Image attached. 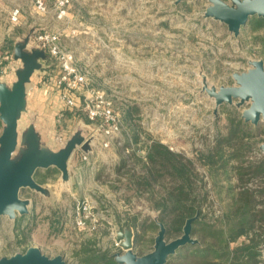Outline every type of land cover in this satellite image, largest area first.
I'll list each match as a JSON object with an SVG mask.
<instances>
[{
    "label": "rangeland",
    "instance_id": "1",
    "mask_svg": "<svg viewBox=\"0 0 264 264\" xmlns=\"http://www.w3.org/2000/svg\"><path fill=\"white\" fill-rule=\"evenodd\" d=\"M43 2L45 10L38 8L37 0H0L1 31L12 27L11 34L19 29L37 38L45 32L57 35L62 52H72L73 64L87 75V96L76 92L81 108L87 101L94 103L98 91L103 92L119 117V126L109 147L98 143L83 152L89 158L86 162L94 158L96 162L82 189L76 192L65 185L61 192L57 173L48 182L59 187L60 199L49 188L21 190V198L29 201V213L16 211L0 216V258L38 247L48 257L62 255L68 263L84 264L83 258L95 261L101 253L117 256L123 251L117 245L119 231L124 230L120 219L139 216L151 222L160 214L150 193L129 187L132 169L143 172L141 164L131 161L128 169L117 171L123 144L131 134L123 109L130 104L138 111L135 117L143 140L137 144L130 141L139 156L145 157L146 144L157 140L196 160L205 142L214 138L218 128H224L225 109L237 111L242 117L251 103L250 99H233L218 105L215 93L223 86L236 85V75L250 71L255 61L264 58L252 54L254 43L244 41L254 34L249 23L255 16L235 33L221 20L206 15L209 0H186L189 9L177 6L178 0ZM16 9L21 15L19 22L13 23L11 14ZM22 20L26 23L19 26ZM255 33L264 36V29ZM53 58L54 69H61L59 59ZM101 121L97 120L96 126ZM246 122L259 131L264 117L258 123ZM263 144L264 139L258 143L260 155H264ZM100 149L105 154L97 152ZM196 166L207 182L212 201L210 217L222 216L233 201L230 189L236 184L235 176L215 178L197 160ZM10 169L15 172V166ZM85 198L90 207L88 217L83 218L86 224L80 226L72 216ZM59 209L63 219L57 223L55 211ZM157 224L140 233L137 242L138 232L132 229L134 251L139 256L155 249L160 231Z\"/></svg>",
    "mask_w": 264,
    "mask_h": 264
},
{
    "label": "trees",
    "instance_id": "2",
    "mask_svg": "<svg viewBox=\"0 0 264 264\" xmlns=\"http://www.w3.org/2000/svg\"><path fill=\"white\" fill-rule=\"evenodd\" d=\"M177 6L189 9L186 0H180ZM249 24L254 34L249 40L244 37V41L254 43L256 46L250 48L252 54L264 58V36L255 33L264 29V17L255 16ZM164 25L168 26V22ZM20 32L16 29L14 36ZM2 51L4 55L14 51L13 35L6 38ZM6 63L7 60H3L0 69ZM203 66L207 67V63ZM137 112L129 105L123 109L126 126L131 130L130 140L136 144L143 140L141 126L135 117ZM224 112V128H218L214 138L205 142V148L198 151L196 158L215 178L228 177L232 173L236 178V184L230 189L233 191L232 204L217 218L210 217L212 201L205 177L196 169L195 159L187 158L157 140L146 144L145 157L137 154L130 140L123 144L117 171L127 168L131 161L133 164L138 161L143 172L132 169L129 187L150 193L160 214L157 221L151 222L141 220L139 216L122 218L119 220L121 227L136 229L137 242L140 233L162 223L166 228L165 238L171 241L181 237L187 221L195 218L191 236L196 242L179 247L166 264H264V155L258 150V143L264 139V126L256 131L239 112L228 108ZM59 172L58 168L38 170L35 177L38 182L45 183ZM55 215L54 222L60 223L63 219L61 210H56ZM82 262L120 264L109 252L101 253L95 261L83 258Z\"/></svg>",
    "mask_w": 264,
    "mask_h": 264
},
{
    "label": "water",
    "instance_id": "3",
    "mask_svg": "<svg viewBox=\"0 0 264 264\" xmlns=\"http://www.w3.org/2000/svg\"><path fill=\"white\" fill-rule=\"evenodd\" d=\"M209 3L210 6L206 15L226 23L228 28L235 33H238L251 17H264V0H234L232 4L225 0H209ZM253 66L250 71L236 75V85L223 86L215 95L218 105L230 102L233 99H241L242 101L250 99L251 103L244 110L242 117L246 121L258 123L260 118L264 117V61H255ZM33 69L34 66L23 74L11 90L5 89L0 80V117L5 124L4 131L0 136V216L14 214L16 211L29 213V201L21 198V190L27 187L43 190L35 177L38 169L56 165L64 174H67L66 158L75 146L82 143V138L75 136L61 151L46 158L35 154L36 143L34 137H31L27 153L19 161L15 159L14 153L18 145L17 107L23 103L26 91L25 84L29 80ZM80 145L82 149L85 146L84 150L89 151L92 148V137L88 139L84 146ZM261 149L264 152V144ZM11 165L15 166V172L10 169ZM194 219L190 218L187 221L184 234L181 237L171 241L166 240V228L164 224L160 223L155 249L142 256L134 251L133 230L129 228L120 230L119 238L122 239L123 251L114 256L116 261L120 264H166L169 256L174 254L179 247L196 242L191 236ZM0 264L71 263L66 262L62 255L48 257L43 254L40 248L31 247L25 253L1 257Z\"/></svg>",
    "mask_w": 264,
    "mask_h": 264
},
{
    "label": "crops",
    "instance_id": "4",
    "mask_svg": "<svg viewBox=\"0 0 264 264\" xmlns=\"http://www.w3.org/2000/svg\"><path fill=\"white\" fill-rule=\"evenodd\" d=\"M24 23H26L25 20H22L18 25ZM11 28L3 31L0 28V64L3 60H7L6 65H3L0 69V80L4 88L11 90L22 75L34 66L29 80L25 84L26 91L23 103L17 107L18 145L14 153L15 159L19 161L27 153L31 137L35 139V154L39 157L47 158L56 154L75 136L82 138L80 144L84 146L96 129V124L92 123L83 112L76 92L83 94L85 97L88 92L84 87L73 91L71 94L78 103L75 107H68L63 97V92L66 90L57 84L61 69H54L53 56L42 46L36 36L28 32H20L13 36L14 51L11 54L6 53L4 55L2 47L6 42V38L14 35L11 34L14 32ZM61 112H63L62 122L58 123V114ZM4 128L5 124L0 117V136ZM80 144L75 146L66 158L67 174H64L58 168L60 171L58 185H61V192L65 185L70 186L76 192L79 188L82 189L86 185L88 174L92 171V165L96 162L95 158L91 162L81 159V154L88 151L84 150L85 146L82 149ZM97 152L105 154L103 149L97 150ZM49 168L57 167L52 165ZM46 169L48 168L38 170L44 171ZM48 181L50 182V179ZM48 181L45 183L37 182L40 183L44 191L49 188L60 199L62 193L58 192L59 187L56 189Z\"/></svg>",
    "mask_w": 264,
    "mask_h": 264
},
{
    "label": "built area",
    "instance_id": "5",
    "mask_svg": "<svg viewBox=\"0 0 264 264\" xmlns=\"http://www.w3.org/2000/svg\"><path fill=\"white\" fill-rule=\"evenodd\" d=\"M37 5L39 9H46L43 0H37ZM20 15L19 9L14 10L11 14V21L13 23L19 22ZM37 39L53 57L55 56L59 59L61 65V75L57 80V84L66 90L63 92V97L66 100L67 106H77V100L71 93L73 91L80 90L87 85V75L78 70V68L73 64L74 55L72 52H62L59 40L60 38L57 35H51L45 32L44 34H40ZM110 104L111 102L105 99L104 93L98 91L97 100L94 103H92V101H87L83 106V110L86 112L88 119L92 123H95L99 119L102 120L101 123L96 126V129L91 135L92 145L97 146L96 144L99 143L102 147L107 148L111 145V142L116 135L119 126V117L114 114ZM62 117L63 112L58 114V123L62 122ZM81 159L83 161H88L89 158L87 154L82 153ZM89 207L88 198H85L82 203H79V206L74 212L75 214L72 216L77 219V223L80 226L86 224V221L83 220V218L88 217L87 213L89 212ZM121 242L122 239H120V242H118L117 245L122 248L120 245Z\"/></svg>",
    "mask_w": 264,
    "mask_h": 264
}]
</instances>
